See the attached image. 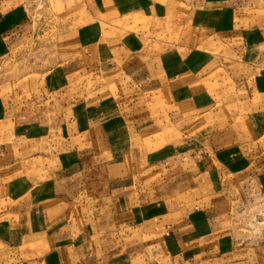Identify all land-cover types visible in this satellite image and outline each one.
I'll return each instance as SVG.
<instances>
[{
    "label": "crops",
    "instance_id": "0c3cea01",
    "mask_svg": "<svg viewBox=\"0 0 264 264\" xmlns=\"http://www.w3.org/2000/svg\"><path fill=\"white\" fill-rule=\"evenodd\" d=\"M146 1L149 5L138 11L158 16L164 23L166 5H161L160 0ZM250 1L260 5L264 0H190L183 14L182 28L191 25L190 28L200 33L180 38L174 48L165 46L156 56L163 63L166 59L180 60L185 67L175 70L162 66L159 72H154L132 65L138 71L128 70L135 77L143 76L140 81L147 77L143 84L147 89L151 87L150 92L161 91L168 98L176 109L169 125H179L187 116L201 117L215 109L220 97L226 102H235L229 82H223L226 77L223 69L206 62L189 69L186 62L191 57L197 61L204 59L195 49L206 38L229 46L238 34L241 37L238 49L243 59L247 62L261 60L264 17L259 19L249 12L248 8L259 7L247 6ZM19 4H14V0H0V62L11 53V47L18 46V41L24 38L21 27L26 17ZM158 28L166 30L164 24ZM95 37L86 40L88 48L100 42L101 37ZM192 38H196L197 45L191 44ZM149 55L155 56L151 52ZM82 62L84 68V59ZM73 68L59 70L57 63L43 74L39 88L30 95L25 84H15L11 90L7 83L0 82V247L19 254L32 253L40 264L43 261L50 264L61 261V264H264V233L257 244L246 243L239 247L223 232L221 222L227 213L218 210L221 203L229 199L219 190L224 187L226 175L238 192L264 194V77L256 75L246 80L241 98L247 109L248 124L253 126L250 136L252 141L258 142L259 153L251 155L234 145L212 148L206 144L208 149L198 148L199 154L193 156L190 171H186L185 134L176 141L152 148L159 137L154 136V129L143 134L149 127L144 125L143 131H139L136 119L125 120L123 108L133 107L132 101L118 102L115 96L112 100L106 95L98 96L93 102L85 95L74 103H70L68 97L64 99L62 95L66 92H62L66 89L58 84L57 77L59 73L64 77L73 75ZM208 77H211L207 81L210 84L206 82ZM118 88L123 86L118 85ZM95 126L105 127L103 137L113 157L108 164L113 170L104 167L101 175L100 172L90 174V170L85 169L84 158L77 153L74 143L76 136ZM140 135L142 145L138 141ZM89 141L88 137L83 140L87 144ZM174 156L178 157V164L183 165L176 175L177 182L171 179L162 182L154 188L155 199H148L151 194L146 192L151 193L153 189L138 177L164 167L170 170ZM255 156L259 158L257 164L252 165ZM138 160L144 162L145 168H140ZM117 165L121 166L120 172L124 169L125 175L113 179L109 176L105 180L108 170L117 172ZM41 167V179L31 178L25 172ZM188 175L198 178L195 188L212 190L208 202L191 209L187 205L191 198L171 202L170 194H163L165 189L177 188L179 180L185 182ZM158 189L162 194L156 192ZM199 195L197 202L205 197ZM107 199L113 204L110 229L106 219L107 206L110 208ZM95 201L97 207L91 209ZM43 236H48V250L41 248V244L33 251L27 247V241L32 239L34 244L42 243L36 238Z\"/></svg>",
    "mask_w": 264,
    "mask_h": 264
},
{
    "label": "rangeland",
    "instance_id": "374dc122",
    "mask_svg": "<svg viewBox=\"0 0 264 264\" xmlns=\"http://www.w3.org/2000/svg\"><path fill=\"white\" fill-rule=\"evenodd\" d=\"M160 1L161 5L164 3L167 7L164 23L159 21L158 16H153L151 13L149 16L144 11H138L140 8L144 10L149 5L146 0H14V4L20 3L19 5L24 10V17H26L25 24L21 27L24 31L22 35L24 38L18 41V46L11 47V53L0 62V82L7 83L11 90L15 84H25V88L29 92L28 95H30L39 88V80L44 78L43 74L57 63L59 70L74 67L73 75L64 77L59 73L57 77L58 84H62L63 89H66L62 92L67 94L62 95L64 99L68 97V101L74 103L84 99L85 95L93 102L98 99V96L106 95L112 100L115 96L114 98L118 102L132 101L133 107L123 108V114L126 115L125 120L130 122L136 119L139 131L142 129L141 127H149L147 131L142 129L143 134L154 129V136L158 135L159 137L153 142L152 148H156L164 142L176 141L179 136L185 134L183 139L187 149L186 171H190L189 166L193 164L190 161L195 158L193 156L199 154L198 148L208 149L206 144H210L212 148L234 145L240 149L243 148L251 155L259 153L256 150L258 142L252 141L250 136L253 126L248 124L245 116L247 109L243 107L241 98L246 80L256 75L264 77V55L261 60L254 62H247L243 59L240 49H238L241 43L239 34L232 39L229 46L220 42L214 43L212 38H206L205 42L202 41L203 43L200 42L198 45L195 44L197 42H194L196 38L190 40L193 42L191 44L197 45L196 53L202 55L204 59L197 61L191 57L186 62L187 67L194 69L205 62L210 63V66L220 67L226 74L223 82H229V91L234 93L232 96L235 98L233 104L226 102L227 100L222 97L218 98L215 109L201 114V117L196 116V119L187 116L186 121L179 125L174 122L169 125L171 118H174L172 113L176 112V109H173L169 104L165 94H162L161 91L150 92L148 89L151 87L145 88L144 79L140 81L143 76L131 75L130 72L138 71L132 65L143 66L139 70L145 71L147 68L148 71L154 72H159L161 70L159 68L162 66L175 70L182 66L184 68L185 64L183 65L180 60L170 62L166 59L163 63L156 56L165 46L174 48L180 38L200 33L199 30L194 31L193 28H190L192 26L189 23H186L189 27L182 28L181 22L189 8L187 4L190 0H185L186 4L181 0ZM130 3L133 6H127ZM253 5L259 7L256 10L248 8L249 12L255 14L259 19L264 17V1H261L260 5L250 1L247 6ZM176 11L182 13L179 15ZM177 23L180 24L177 26ZM161 24H164L166 30L162 31L161 28H158ZM95 35L101 37L100 42L88 48L86 40L94 38ZM150 42H154L153 45L149 46ZM147 47L155 56H150L149 50L145 51ZM150 47L152 48L150 49ZM102 48H105V51ZM83 59L84 68H82ZM156 67L158 70L155 69ZM209 79L211 77H208L206 82ZM129 83L132 86L128 85ZM207 84L210 83L207 82ZM118 85H122L123 88H118L121 92L117 93ZM248 85L249 82L247 87ZM230 93L227 95L230 96ZM103 129L95 126L94 129L85 131L74 138L76 149H78L77 153L84 158L83 165L85 169L90 170V174L98 173L108 166L113 170V166L108 165L113 161V157L104 140ZM87 137L90 139L88 144L83 142ZM141 137L140 135L138 138L140 145H142ZM258 158V156L253 158L252 165L257 164ZM138 162L141 161L138 160ZM121 165L124 168V165ZM140 165V168H145L144 162H141ZM169 166L170 170L164 167L138 177L139 180L144 179L146 185L153 189L151 193L146 192V194H151L148 199H155L157 194L154 188L161 185L162 182L169 179L177 182L176 175L183 165L178 164V157L174 156L171 158ZM120 170V165H117V172L108 170L109 174L105 180H108L109 176V179L124 176V169L122 172ZM25 172L31 178H43L42 167L37 171L27 172L26 170ZM197 179L188 175L185 182L178 181L179 188L173 186V190L165 189L163 194L169 193L171 202L191 198L192 201L187 202L190 209L199 203L208 202L212 196L209 195L212 190L195 188ZM223 184L224 187L219 190L223 191L224 197L227 195L229 198L223 201L218 209L219 212H223L222 214L227 213V215L224 214V219L221 218L223 219L221 222L223 232L228 233L239 247L246 243L251 246L257 244L262 240L264 233V194L259 192L248 194L246 190H243V193L238 192L236 185H233L231 178L227 175L224 176ZM156 192L162 194V190L158 189ZM200 193L205 197L197 202L195 200L200 197ZM96 202L94 206L91 205V209L97 207ZM107 203L110 208L107 206L106 219L111 225L113 204L109 199H107ZM112 227L111 225L109 229ZM36 241H42V243L34 244L32 239L27 241V247L32 251L39 244L44 250L50 248L48 236L36 238ZM128 244L129 242H126V245ZM48 255L49 253H47ZM127 257L131 259L129 255ZM36 259V255L34 258L32 253L19 254L15 250L0 247V264H19L20 261V264H40ZM41 264H50V262L43 261Z\"/></svg>",
    "mask_w": 264,
    "mask_h": 264
}]
</instances>
